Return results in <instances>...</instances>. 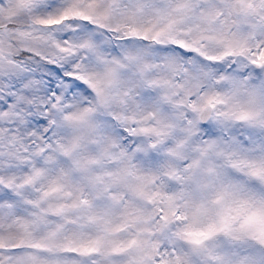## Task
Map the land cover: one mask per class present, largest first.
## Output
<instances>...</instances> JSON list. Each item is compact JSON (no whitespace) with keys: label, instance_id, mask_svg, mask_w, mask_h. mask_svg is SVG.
I'll use <instances>...</instances> for the list:
<instances>
[{"label":"snow or ice","instance_id":"obj_1","mask_svg":"<svg viewBox=\"0 0 264 264\" xmlns=\"http://www.w3.org/2000/svg\"><path fill=\"white\" fill-rule=\"evenodd\" d=\"M0 264H264V0H0Z\"/></svg>","mask_w":264,"mask_h":264}]
</instances>
